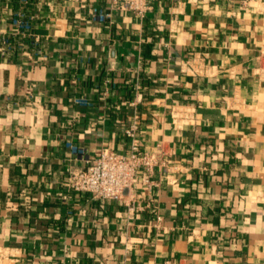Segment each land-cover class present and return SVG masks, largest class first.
Listing matches in <instances>:
<instances>
[{
	"label": "crops",
	"instance_id": "obj_1",
	"mask_svg": "<svg viewBox=\"0 0 264 264\" xmlns=\"http://www.w3.org/2000/svg\"><path fill=\"white\" fill-rule=\"evenodd\" d=\"M147 4L0 0V264H264V0ZM133 116L152 174L68 190Z\"/></svg>",
	"mask_w": 264,
	"mask_h": 264
},
{
	"label": "built area",
	"instance_id": "obj_2",
	"mask_svg": "<svg viewBox=\"0 0 264 264\" xmlns=\"http://www.w3.org/2000/svg\"><path fill=\"white\" fill-rule=\"evenodd\" d=\"M108 2L112 10L125 12L136 18H143L149 10L147 0H108ZM107 18V14H100L97 17L102 22ZM14 24L19 28L27 29V25L21 20H14ZM76 103L81 106L88 105L84 99H78ZM123 133L128 142V149L124 154L103 150L90 160L83 148L67 144L73 155L84 159L86 166L84 169L69 172L64 186L75 193L90 194L94 199H123L124 193L130 192L133 188L140 170H144L146 175L150 176L157 160L153 154L143 151L140 147L137 116H133L131 124ZM143 182L147 183L148 179H144ZM127 205L130 210L135 208L133 198L129 199Z\"/></svg>",
	"mask_w": 264,
	"mask_h": 264
}]
</instances>
